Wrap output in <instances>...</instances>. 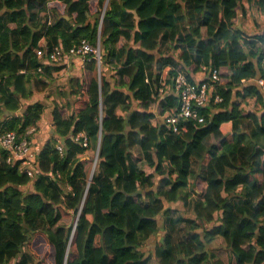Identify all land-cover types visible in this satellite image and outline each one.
<instances>
[{
    "label": "trees",
    "instance_id": "obj_1",
    "mask_svg": "<svg viewBox=\"0 0 264 264\" xmlns=\"http://www.w3.org/2000/svg\"><path fill=\"white\" fill-rule=\"evenodd\" d=\"M243 1L264 12V0H0V133L23 139L42 118L44 104L24 102L62 67L39 50L68 55L100 40L103 69L99 81L87 62L78 98L52 111L35 178L0 149V264H264V93L242 83L262 74L264 35L233 28ZM203 66L219 71L223 102L176 134L154 126L153 106L163 115L179 105L173 94L157 100L162 72L172 85ZM98 148L90 179L86 154ZM73 218L75 229L62 223Z\"/></svg>",
    "mask_w": 264,
    "mask_h": 264
},
{
    "label": "built area",
    "instance_id": "obj_2",
    "mask_svg": "<svg viewBox=\"0 0 264 264\" xmlns=\"http://www.w3.org/2000/svg\"><path fill=\"white\" fill-rule=\"evenodd\" d=\"M104 16V14H103ZM101 44L100 40L97 46L94 47L90 42L83 40L81 43L72 50L70 54H64L60 47H55L51 52L39 50L37 52L38 57L43 62H50L54 64H61L65 59H77L80 61L81 70H83L92 59L98 63V68L101 74L102 61H101ZM101 69V70H100ZM38 71L43 73V67L41 66ZM170 68H166L160 76V89L158 91L157 100H164L166 96L173 94L178 100V107L166 111L163 115L159 112L157 105L153 106L151 112L155 114L153 119V125L158 126L157 122L154 123L155 118L160 114L163 117V126L166 127L169 134H176L181 129L190 123L204 124L205 116L201 113V109L210 108L212 105H218L223 102V98L218 94V88L224 86V82L220 79L219 71L203 66L200 70L204 74L202 81L193 80L189 71H179L176 77L172 80V85L167 84L168 73ZM262 74L258 78H252L249 80H243L244 85L255 84L258 89L264 93V55L261 61ZM190 77V78H189ZM118 78V77H117ZM101 79V77H100ZM157 109L158 113L154 112ZM37 128L35 126L30 127L25 138L19 139L14 132L0 133V149L6 154L5 162L7 165H11L14 162H20V171L28 174L31 178H35L40 171L36 167V161L38 155L33 151L32 137L36 134ZM82 141L84 147H88L87 139L83 134L76 137L75 141ZM57 149L62 152V147L57 144ZM93 151H89V153ZM88 153V152H87ZM88 153V154H89ZM96 153L94 162V168L90 173V179L97 168L99 160V148ZM78 218L74 222V229L77 226Z\"/></svg>",
    "mask_w": 264,
    "mask_h": 264
},
{
    "label": "crops",
    "instance_id": "obj_3",
    "mask_svg": "<svg viewBox=\"0 0 264 264\" xmlns=\"http://www.w3.org/2000/svg\"><path fill=\"white\" fill-rule=\"evenodd\" d=\"M63 17L65 18V16ZM41 18L43 21L49 20L53 23L57 16H55L50 10H45L42 12ZM233 28L243 33V37L247 39H254L259 35H264V12L260 11L255 4L251 5L249 2L243 1L237 11V18L233 23ZM165 48L169 49V46L165 45L164 49ZM171 54L176 55V53L174 54L173 52H171ZM45 67L46 66H44L43 69ZM60 67H62V69L54 72L52 75L53 77L48 81L49 84L52 85L55 80L57 88L48 91L45 90L44 92L36 91L30 101L24 102L26 106L36 102H40L45 106L42 118L38 125L35 126L37 132L32 137L33 151L36 155L40 153L43 146L54 135L55 127L52 119V111L58 106L65 107L68 104V101H74L78 98L76 95L72 94V91L77 87L79 76L81 75L82 70L80 67V61L77 59H65ZM189 74L192 76L193 80L202 81L204 79V74L200 71L196 74L189 72ZM247 86H249V84ZM58 95H60V97H58ZM63 95H65V97H63ZM247 101L248 105H244L246 112L253 111L256 107L255 99H248ZM134 107L137 108V104H135ZM258 108H260V106H258ZM154 112L159 114L157 109H154ZM118 113L121 116L126 115L122 110ZM155 122L162 125L163 117L159 114L157 118H155L154 123ZM221 130L224 135H229L233 131V124L225 123L221 126ZM88 153L86 155H88ZM86 158L90 157L86 156Z\"/></svg>",
    "mask_w": 264,
    "mask_h": 264
},
{
    "label": "rangeland",
    "instance_id": "obj_4",
    "mask_svg": "<svg viewBox=\"0 0 264 264\" xmlns=\"http://www.w3.org/2000/svg\"><path fill=\"white\" fill-rule=\"evenodd\" d=\"M55 16H57V15H55ZM101 69H102V68H101ZM101 69H100V70H101ZM101 71H103V69H102ZM82 73H83V70L81 71V74H82ZM113 73H114V71H113ZM81 76H82V75H81ZM96 76L99 78V81H100L101 74H100L99 68H98V70L96 71ZM55 88H57V86H56V82H55V80H54V82L52 83V85H50L49 90H52V89H55ZM58 97H60V95H58ZM49 98H50V97H49ZM86 156H89L90 159L93 161L92 166H91V168L89 169V171L92 173L93 168H94V162H95V158H96V153H95V152H94V153L90 152V153H89L88 155H86ZM139 166H140L141 168H143L144 170H146V172H147L148 174L151 173V170L149 169V167H147L146 165L144 166V163H143V162H140V163H139ZM191 192H192V189H191ZM198 192H199V193L202 192L201 189H199ZM199 196H200V195L192 194V197H191V198H192V201H193V202L196 201V200L199 198ZM190 211H191V208L189 209V211H188V213L186 214L185 217H190V216H189V212H190ZM75 220H76V218H73V219H67V220H63L62 223H63V224H66V225H73V223L75 222ZM181 231H182V234L186 236L187 231L185 230V226H183V227L181 228ZM162 239H163V235L160 234L158 240L162 242ZM159 241H158V242H159ZM216 246L219 247V249H221V248H224L225 244H224V242H223L222 240H219L218 242H216ZM152 248L154 249V244H151V242L147 243V245H146V249H147V250H151Z\"/></svg>",
    "mask_w": 264,
    "mask_h": 264
},
{
    "label": "water",
    "instance_id": "obj_5",
    "mask_svg": "<svg viewBox=\"0 0 264 264\" xmlns=\"http://www.w3.org/2000/svg\"><path fill=\"white\" fill-rule=\"evenodd\" d=\"M65 18L68 20L69 19V17L68 16H65ZM72 225H70L69 227H71ZM162 241H163V239H162Z\"/></svg>",
    "mask_w": 264,
    "mask_h": 264
}]
</instances>
